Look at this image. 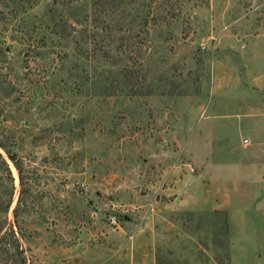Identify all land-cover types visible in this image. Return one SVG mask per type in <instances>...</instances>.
I'll list each match as a JSON object with an SVG mask.
<instances>
[{
  "label": "rangeland",
  "instance_id": "374dc122",
  "mask_svg": "<svg viewBox=\"0 0 264 264\" xmlns=\"http://www.w3.org/2000/svg\"><path fill=\"white\" fill-rule=\"evenodd\" d=\"M0 86L26 264H264V0H0Z\"/></svg>",
  "mask_w": 264,
  "mask_h": 264
},
{
  "label": "trees",
  "instance_id": "16d2710c",
  "mask_svg": "<svg viewBox=\"0 0 264 264\" xmlns=\"http://www.w3.org/2000/svg\"><path fill=\"white\" fill-rule=\"evenodd\" d=\"M2 89L5 91L4 87H2L1 90ZM9 141L11 140L8 136H5L4 138L0 137V171L3 173V176H1L0 179L5 183V193L7 194L6 203L4 205L5 211L8 210L13 196L14 176L11 166H13L17 173L19 191L16 202L12 208L13 223L9 222L7 228L3 230L2 233L1 230L3 227H0V264H26L19 237L17 236V233H21L22 231L19 223V212L21 210V204L25 192L24 166L21 158L17 156L16 151L12 148L14 144L10 146ZM0 203H2L1 200ZM222 214L224 216H222ZM204 216L206 220H208L206 216H209L208 222L212 226L218 225L219 221L220 225H222L223 218L224 220L226 218L225 212L221 210H211V212H208Z\"/></svg>",
  "mask_w": 264,
  "mask_h": 264
},
{
  "label": "crops",
  "instance_id": "0c3cea01",
  "mask_svg": "<svg viewBox=\"0 0 264 264\" xmlns=\"http://www.w3.org/2000/svg\"><path fill=\"white\" fill-rule=\"evenodd\" d=\"M201 150V149H200ZM202 151V150H201ZM208 150H205L204 149V155H201L200 156V163L201 164H208L209 163V160L206 158V156L208 155L207 154ZM246 170L249 171V172H255L257 170V165H255V163H248L247 166H246ZM241 175V174H240ZM222 176V175H221Z\"/></svg>",
  "mask_w": 264,
  "mask_h": 264
},
{
  "label": "built area",
  "instance_id": "2783aa9c",
  "mask_svg": "<svg viewBox=\"0 0 264 264\" xmlns=\"http://www.w3.org/2000/svg\"><path fill=\"white\" fill-rule=\"evenodd\" d=\"M247 141V139H244V142H246Z\"/></svg>",
  "mask_w": 264,
  "mask_h": 264
}]
</instances>
